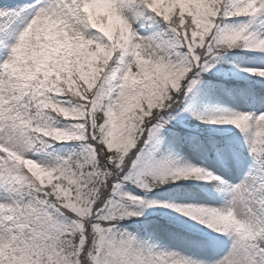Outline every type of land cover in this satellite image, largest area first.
Returning <instances> with one entry per match:
<instances>
[{
	"label": "snow or ice",
	"instance_id": "6c2138e0",
	"mask_svg": "<svg viewBox=\"0 0 264 264\" xmlns=\"http://www.w3.org/2000/svg\"><path fill=\"white\" fill-rule=\"evenodd\" d=\"M237 49L261 62L219 68ZM213 70L248 75L202 90ZM182 113L193 131L169 127ZM186 146L248 170L233 185ZM189 180L223 203L149 197ZM149 209L168 223L121 227ZM193 232L218 254L168 247ZM0 264H264V0L0 4Z\"/></svg>",
	"mask_w": 264,
	"mask_h": 264
},
{
	"label": "rangeland",
	"instance_id": "374dc122",
	"mask_svg": "<svg viewBox=\"0 0 264 264\" xmlns=\"http://www.w3.org/2000/svg\"><path fill=\"white\" fill-rule=\"evenodd\" d=\"M4 2L5 0H0V4ZM7 2L9 4H16V3H26L28 2V0H7ZM246 22H247V18H241L239 20V23L241 24ZM260 62H261L260 58L250 59L243 62L241 67H246L249 64L260 63ZM247 75L248 74L246 73H241L239 78L240 81H243V78ZM249 79H258V78L249 77ZM228 107H231V105H228ZM235 110L248 111L249 109L246 107H241V108H236ZM187 114L188 113H182L181 117L177 118V120L180 121V123H182L184 126H185L184 119L187 117ZM231 127L233 128L234 126ZM235 136H237V134H235ZM180 154L182 159L189 163L197 164L200 167L207 168L209 171L214 172L216 175L223 174L224 178L233 185L239 183L243 179L244 175L248 170L247 164L241 167L235 161L230 162L228 167H225L216 159H208L206 161L201 162V157L196 152H194L190 147L187 146L180 151ZM244 155L245 157H247L246 151ZM187 182L189 185H192L194 189L188 190V192L182 198L178 199L177 203H182L185 206L188 205L199 206L206 202H213L217 207L223 203V197H221L219 194H216L215 197L209 195L210 190L214 191V189H211V185H208L207 187H203L205 182L202 181L189 180ZM197 185H201V186L197 187ZM153 210L154 209H149L146 213L152 214ZM177 215L180 214L177 213ZM156 219L159 221L160 224L168 223V217L166 216L158 215L156 216ZM181 219L189 220L190 223H197L196 221L190 220V218L188 217L181 216ZM204 231L205 233H207L209 230L205 228ZM215 235H216L215 233H212V237H208L201 233L193 232L188 234L187 238H180L169 242L168 247L174 251L182 252L185 255L193 256L197 259H209L218 254V246L215 240L213 239ZM198 241H203L204 242L203 245L195 243Z\"/></svg>",
	"mask_w": 264,
	"mask_h": 264
},
{
	"label": "trees",
	"instance_id": "16d2710c",
	"mask_svg": "<svg viewBox=\"0 0 264 264\" xmlns=\"http://www.w3.org/2000/svg\"><path fill=\"white\" fill-rule=\"evenodd\" d=\"M240 19L241 18H235L234 20L227 21L226 24L230 27L238 26L241 24V23H239ZM254 58H259V57H257L256 54H254L251 51H247V50L241 51V50L237 49L234 52L229 53V57L227 58L229 60L228 64L219 65L218 67L219 68H233L234 72H238V69H235V67H234L235 65L241 66L243 64V62L250 60V59H254ZM239 78H240V74H238V75L234 74L233 76L226 78V77H222V76L217 75L216 70H213V72L206 74L205 84L201 85V89L203 90L207 87L208 84L216 83L218 80H221V79H231V80L235 81V80H240ZM252 110H254V109H252ZM184 122H185V126L182 123H180V121L177 120V121H174L172 125H169V127H173V125H175V130H177L183 134V133H188V132L193 131L192 125L195 123H199L197 121H194L189 114H187V117L184 119ZM232 134H234V135L237 134V136H235V137L241 138V141H242V137H241L239 130H237L233 127L232 133H230L229 135H232ZM61 147L62 146L59 144L56 145L57 149H61ZM180 156H181V154H180ZM183 183L185 185V188L182 189L179 193H177L175 191L166 192L165 188H161V189L154 190L153 193L149 194V197L151 199H160L161 195H165L167 197L174 198L175 202H177L179 198H182L188 192V190L194 189L193 186L189 185L187 181L186 182L183 181ZM168 187L174 188L175 186H168ZM133 189L135 190V192L137 194H141L140 189L135 188L134 186H129L130 191ZM157 211L158 210L154 209L152 214L145 213V216L140 217L138 220L134 218L132 220L122 221L121 227H123L128 232H134L136 230V228L140 224L144 223L146 220H157L156 219V216H158L156 214ZM163 211H168V210H163ZM173 215L175 216V215H177V213H173Z\"/></svg>",
	"mask_w": 264,
	"mask_h": 264
}]
</instances>
